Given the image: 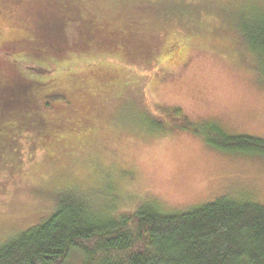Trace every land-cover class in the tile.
Segmentation results:
<instances>
[{
	"label": "trees",
	"instance_id": "16d2710c",
	"mask_svg": "<svg viewBox=\"0 0 264 264\" xmlns=\"http://www.w3.org/2000/svg\"><path fill=\"white\" fill-rule=\"evenodd\" d=\"M166 1L184 3L195 18L166 14ZM191 47L264 81V0H0L1 190L20 204L43 194L29 181L35 156L46 175L85 133L104 54L174 63ZM143 108L158 134L179 129L225 155L264 160L262 137L193 122L176 108ZM41 176L36 182L48 184ZM87 184L52 197L41 221L0 243V264H70L72 255L79 264H264V202L224 193L185 210L148 199L118 213L111 180L109 189ZM103 189L106 205L89 195Z\"/></svg>",
	"mask_w": 264,
	"mask_h": 264
},
{
	"label": "rangeland",
	"instance_id": "374dc122",
	"mask_svg": "<svg viewBox=\"0 0 264 264\" xmlns=\"http://www.w3.org/2000/svg\"><path fill=\"white\" fill-rule=\"evenodd\" d=\"M165 6L166 14L195 18L184 3L166 1ZM3 30L8 33L6 26ZM184 52L182 62L174 63H138L118 54L99 59L95 71L103 73V80L95 89L85 133L64 148V158L56 159L46 175L41 176L44 167L35 156L29 181L43 194L20 204L18 194L0 186V243L41 221L50 212L51 198L74 185L109 189L111 180L121 197L112 204L118 213L148 199L185 210L224 193L264 202V160L225 155L179 129L158 134L146 118V104L176 108L193 122H214L231 133L264 138V81L206 47ZM97 93L104 103L97 102ZM40 176L49 183L38 184ZM104 189L89 195L106 205ZM73 256L67 263L79 264Z\"/></svg>",
	"mask_w": 264,
	"mask_h": 264
}]
</instances>
